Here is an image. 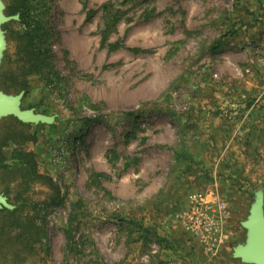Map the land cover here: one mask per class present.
<instances>
[{
    "label": "rangeland",
    "instance_id": "rangeland-1",
    "mask_svg": "<svg viewBox=\"0 0 264 264\" xmlns=\"http://www.w3.org/2000/svg\"><path fill=\"white\" fill-rule=\"evenodd\" d=\"M109 1L127 16L104 43ZM122 2L47 1L60 78L29 77L22 106L56 117L24 148L52 182L0 171L42 240L0 264H241L264 191V0ZM8 26L11 70L23 27Z\"/></svg>",
    "mask_w": 264,
    "mask_h": 264
},
{
    "label": "trees",
    "instance_id": "trees-1",
    "mask_svg": "<svg viewBox=\"0 0 264 264\" xmlns=\"http://www.w3.org/2000/svg\"><path fill=\"white\" fill-rule=\"evenodd\" d=\"M47 1L11 0L7 5V16L19 14L20 19L4 25V28L8 29V25H21L23 30L19 32L16 29L12 33L13 36L10 35L18 45L15 53L16 59L13 63L14 68L9 70L11 59L5 57L0 69V89L4 92L18 94L25 91L27 94L29 91L27 80L31 76H39L48 84L60 78L54 68L50 34L46 26V17L50 16ZM141 1L145 0H123L122 3L127 5ZM101 11L104 22L101 38L106 43L110 36L117 32V26L125 19L127 11L117 8L112 1L105 3ZM117 47V44L110 46L112 50ZM9 120L11 121L10 127L4 136L0 135V171L9 169L14 174H18L27 189L38 180L45 179L52 182L51 178L44 177L38 172L35 155L24 149L25 145L36 141V134L29 130L37 125L23 124L13 117H9ZM85 121L91 123L90 119ZM7 149L10 153L5 151ZM18 199L17 197V201ZM20 210V206L12 211L0 210V257L10 250L15 258L37 253L35 244L42 240L41 230L35 218L29 215L25 218Z\"/></svg>",
    "mask_w": 264,
    "mask_h": 264
},
{
    "label": "water",
    "instance_id": "water-1",
    "mask_svg": "<svg viewBox=\"0 0 264 264\" xmlns=\"http://www.w3.org/2000/svg\"><path fill=\"white\" fill-rule=\"evenodd\" d=\"M19 15L7 16L5 5L0 0V66L3 61L7 41L3 26L9 22L18 21ZM25 91L18 94H8L0 89V120L13 117L23 124L31 125H53L55 116L38 113L35 109H24L22 106ZM16 207L10 204L4 194H0V210H14ZM246 231L244 243L233 248V258L240 260L243 264H264V191L259 189L254 194L253 203L249 214L241 223Z\"/></svg>",
    "mask_w": 264,
    "mask_h": 264
},
{
    "label": "crops",
    "instance_id": "crops-1",
    "mask_svg": "<svg viewBox=\"0 0 264 264\" xmlns=\"http://www.w3.org/2000/svg\"><path fill=\"white\" fill-rule=\"evenodd\" d=\"M239 262H240L241 264H243L240 260H239Z\"/></svg>",
    "mask_w": 264,
    "mask_h": 264
}]
</instances>
